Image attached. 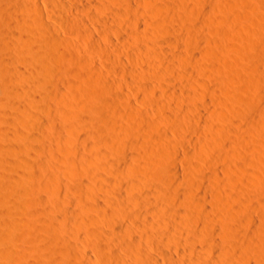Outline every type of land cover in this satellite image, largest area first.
<instances>
[{
	"label": "bare ground",
	"instance_id": "6f19581e",
	"mask_svg": "<svg viewBox=\"0 0 264 264\" xmlns=\"http://www.w3.org/2000/svg\"><path fill=\"white\" fill-rule=\"evenodd\" d=\"M208 1L0 0V264H264L260 9Z\"/></svg>",
	"mask_w": 264,
	"mask_h": 264
},
{
	"label": "rangeland",
	"instance_id": "374dc122",
	"mask_svg": "<svg viewBox=\"0 0 264 264\" xmlns=\"http://www.w3.org/2000/svg\"><path fill=\"white\" fill-rule=\"evenodd\" d=\"M206 1H208V0H206ZM212 1H213V0H212ZM243 1H245V2L247 3L248 6H250V5H251L252 7L257 6V7H259V9H260V15L257 17V23H255L256 26H253L252 23L249 24V25H248V23H246L247 26H246V27L244 26L245 28L243 27L244 30H243V28H242V30H243V31H242L243 34L245 35V37H246L247 34H248V35H251L252 33H254V30H255L256 28H259V29H260L259 32H260V31L263 32V30H264V23H263V21H262L261 18L264 17V16H263L264 14L262 15L261 12H263V10H264V0H262V1H261V0H243ZM208 2L210 3L211 0H209ZM262 2H263V4H262ZM256 3H261V5H260V4L258 5V4H256ZM201 12H203V15H204V11L201 10ZM220 13H221V14H220ZM263 13H264V12H263ZM219 14H220L221 17H226V14H225L224 12H219ZM222 15H223V16H222ZM258 18H260L261 20L258 19ZM263 20H264V18H263ZM258 21H259V22H258ZM241 24H242V23H241ZM241 24H240V25L238 24V25H239L238 30L240 29L239 31H241V27L244 25V24H243V25L241 26ZM204 25H205V24H204ZM208 25H209V26H208ZM238 25H237V26H238ZM240 26H241V27H240ZM204 27H205L204 30H205L206 34L208 33L207 35H209L210 37H212V38H213V37H215V38L217 37V39H218L219 41H220L221 39H223V36H222V35H221V37H222V38H221V37H220V34L217 35V34L213 33L215 30H217V28H216L217 25H216V26H214V25H211V26H210V24H207V25H205ZM215 28H216V29H215ZM222 28H223V27H222ZM214 29H215V30H214ZM218 29H220V28H218ZM245 29H246V30H245ZM208 30H209V31H208ZM212 30H213V31H212ZM262 32H261V33H262ZM209 33H211V34H209ZM216 33H217V31H216ZM212 34H213V36H212ZM259 35H260V33H259ZM262 35H263V33H262ZM114 37H115V36H114ZM115 38H116V37H115ZM227 39H228V38L225 37V40L223 39V41H226V43H227L228 46H230V47H231V46H234V45H237V43L239 44V41H237V40L235 41V40H230V39L227 40ZM134 40H135V39H134ZM134 40H133V38L130 39V44H131V45L129 44L130 47L136 45V42H135L136 40H135V41H134ZM131 41H132V43H133V41H134V43L132 44ZM221 41H222V40H221ZM228 41H229V43H228ZM234 41H235V42H234ZM246 41H247L246 44L250 43V41H249L248 39H246ZM246 41H245V42H246ZM232 42H233L234 44H233ZM230 43H231V44H230ZM235 43H236V44H235ZM137 44H138V42H137ZM121 45H122V44H121ZM248 45H249V44H248ZM130 49H131V51H130V53H131V52H132V49H134V48H130ZM230 52H231L230 54L233 55V54H232L233 51H230ZM132 53H133V52H132ZM230 54H229V56H230ZM128 55H129V52H128ZM130 55H134V53H133V54H130ZM228 62L231 64V66H233V65H237V63H235V62H237L235 55L228 57ZM234 63H235V64H234ZM234 67H236V66H234ZM211 84H214V83L212 82ZM245 84L247 85V83H245ZM239 85H240V84H239ZM243 86H244V83H242L240 87L242 88ZM245 87H246V86H245ZM245 87H244V88H245ZM244 93H245V91H244ZM251 93H252V92H251ZM251 93H250V94H251ZM245 94H246V93H245ZM247 94L250 96L249 93H247ZM247 94H246V95H247ZM246 95H245V96H246ZM251 95H252V94H251ZM249 96H248V97L246 96V97L249 98ZM206 97H207L206 100L210 99V97H208V96H206ZM261 108H262V109H264V108H263V106H259V109H260V110H259L260 115H261V112H262V115H263V116L261 115V116H260L261 118H257V119H260V120H256V119H254V117H252V116L247 117V118H249L248 120H249V124H251V129H250V132H249V130L247 131V134H248V132H249V134H248V135L246 134L245 136H247L249 139L246 138V139H248V140H247V142L245 141L247 144L244 142V145H245V146H244L243 144H241V143H239V144L237 143L238 145L236 146V147H237V148H236V150H237L236 152L238 153V155L241 154V156H243L244 154H246V155L248 156V155L251 154V152H250V153H247V152H249L250 150H252V148H256V149L259 150L260 153H263V154H264V144H263V142H264V136H263V135H264V134H262V133H263V132H262L263 127L259 126V125L263 124V123H261V122H264V112H263V110H261ZM32 111H33V112H32ZM39 111H40V112H39ZM41 111H42V110H41V109L39 110V108H35V109H34L33 107H31V112H32L33 114L36 113V115H39V114L42 115L43 112H41ZM38 113H39V114H38ZM41 113H42V114H41ZM247 118H246V119H247ZM251 118H252V119H251ZM241 119H243V118H241ZM253 119H254V122L257 123L256 125L259 127L258 130H259L260 132H259L258 130H256V129L253 130V128H252L253 126H252V125L255 124V123L252 122ZM261 119H263V120H261ZM244 120H245V118H244ZM255 120H256V121H255ZM250 121H251V122H250ZM257 121H258V122L260 121V123L258 124ZM246 122H247V121H246ZM29 124H30V123H29ZM262 126H263V125H262ZM254 127L256 128L255 125H254ZM260 129H262V130H260ZM263 131H264V130H263ZM244 132H246V131H244ZM261 132H262V133H261ZM254 138H255V139H254ZM256 138H257V139H256ZM259 139H261V140H259ZM249 140H250V141H249ZM253 140H254V142H252ZM255 140L258 141L259 143H258V142H255ZM248 143H249V145H248ZM250 143H251V144H250ZM255 143H256V145H255ZM247 145H248V146H247ZM246 146H247V148H245ZM104 148H105V146H104ZM260 150H261V151H260ZM246 155H244V156H246ZM247 156H246V157H247ZM218 158H219V157H218ZM220 158H221V159H220ZM220 158H219L220 161H222L225 157H223V158L220 157ZM103 159H104V158H102V160H103ZM44 161H45V160H44ZM44 163H45V164H44V167H43V168H45V169L47 170L48 173L51 172V174H52V171H50L51 169H49V168H50L49 164H48V166H47V162H44ZM221 163H222V164H225V163H226L225 166H226V167H230V166H229L230 163L228 162L227 159H226V161H225V159H224ZM262 164H263V163H262ZM45 165H46V166H45ZM230 165H232V163H231ZM249 166H250V165H249ZM261 166H262V165H261ZM204 167H206L205 169H208L207 166H204ZM251 168H252V166H251L249 169H251ZM48 169H49V170H48ZM79 169H80V168H79ZM81 169H82V167H81ZM81 169H80V171H81ZM208 170H209V169H208ZM82 171H83V170H82ZM230 171H232V170H230ZM252 171H254V168L252 169ZM256 171H257L258 173H261V171L259 172V169H257ZM231 173H232V175H234V174H233L234 172H231ZM49 174H50V173H49ZM51 174H50V175H51ZM50 175H49V178L52 179V178L50 177ZM52 177H53V175H52ZM50 179H49L47 182H50V181H51ZM52 181H53V179H52ZM52 181H51V182H52ZM51 182H50V184H51ZM48 184H49V183H48ZM46 190H47V189H46ZM46 190H45V192L48 193V190H47V191H46ZM46 193H44V194L46 195ZM47 196H49V194H47ZM53 209H54V210H57L56 212H58L59 215H60V213H62V211H60L61 209H60V210H59L58 208H53ZM58 210H59L60 212H59ZM56 212H52V211H51L52 216H57L58 214H57ZM54 213H55V214H54ZM121 216H122V218H123V214H122ZM124 218H125V217H124Z\"/></svg>",
	"mask_w": 264,
	"mask_h": 264
}]
</instances>
